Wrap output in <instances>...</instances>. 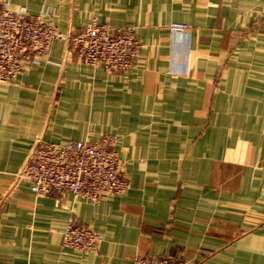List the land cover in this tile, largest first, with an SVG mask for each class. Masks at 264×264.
<instances>
[{"label":"crops","instance_id":"1","mask_svg":"<svg viewBox=\"0 0 264 264\" xmlns=\"http://www.w3.org/2000/svg\"><path fill=\"white\" fill-rule=\"evenodd\" d=\"M66 35L92 21L141 42L126 74L55 41L0 81V264H264V0H0ZM188 29L175 32L172 24ZM117 138L129 189L99 204L37 197L18 173L37 141ZM73 219L96 230L64 249Z\"/></svg>","mask_w":264,"mask_h":264},{"label":"built area","instance_id":"2","mask_svg":"<svg viewBox=\"0 0 264 264\" xmlns=\"http://www.w3.org/2000/svg\"><path fill=\"white\" fill-rule=\"evenodd\" d=\"M185 24H172L182 32ZM55 41L69 44L71 53L83 64L106 73L126 74L133 68L141 42L131 27H111L92 21L80 32L66 35L45 13L31 14L27 7H0V81L16 79L35 59L47 55ZM29 182L37 197L55 195L63 203L71 194L76 199L99 204L108 197L125 194L129 182L117 152V138L103 134L97 139L67 140L62 143L37 141L30 161L18 173ZM100 234L71 219L63 233L64 249L87 253L96 248ZM133 264H189L158 255L138 256Z\"/></svg>","mask_w":264,"mask_h":264}]
</instances>
